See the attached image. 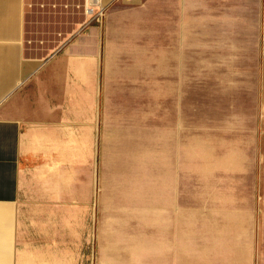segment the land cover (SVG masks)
<instances>
[{"label":"crops","instance_id":"0c3cea01","mask_svg":"<svg viewBox=\"0 0 264 264\" xmlns=\"http://www.w3.org/2000/svg\"><path fill=\"white\" fill-rule=\"evenodd\" d=\"M34 1L74 23L42 47ZM115 2L0 0V264H264V144L257 190H98L104 26L79 23Z\"/></svg>","mask_w":264,"mask_h":264},{"label":"rangeland","instance_id":"374dc122","mask_svg":"<svg viewBox=\"0 0 264 264\" xmlns=\"http://www.w3.org/2000/svg\"><path fill=\"white\" fill-rule=\"evenodd\" d=\"M34 3L35 38L26 43L42 47L41 35L74 25L45 23L51 13ZM91 3L79 5L85 19ZM92 19L79 24L104 26L98 190L135 191L141 204H153L168 177L195 190L196 203L218 200L219 190H257L264 0L115 2Z\"/></svg>","mask_w":264,"mask_h":264},{"label":"built area","instance_id":"2783aa9c","mask_svg":"<svg viewBox=\"0 0 264 264\" xmlns=\"http://www.w3.org/2000/svg\"><path fill=\"white\" fill-rule=\"evenodd\" d=\"M126 1L132 2L134 0H126ZM96 2H97V0H92V3L89 6H87L86 10L88 11V13L94 15V13H95V7H94V5H95ZM100 14H101V12L97 13L96 17H98Z\"/></svg>","mask_w":264,"mask_h":264},{"label":"bare ground","instance_id":"6f19581e","mask_svg":"<svg viewBox=\"0 0 264 264\" xmlns=\"http://www.w3.org/2000/svg\"><path fill=\"white\" fill-rule=\"evenodd\" d=\"M90 1V0H89ZM99 1V0H98Z\"/></svg>","mask_w":264,"mask_h":264}]
</instances>
